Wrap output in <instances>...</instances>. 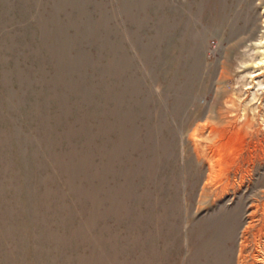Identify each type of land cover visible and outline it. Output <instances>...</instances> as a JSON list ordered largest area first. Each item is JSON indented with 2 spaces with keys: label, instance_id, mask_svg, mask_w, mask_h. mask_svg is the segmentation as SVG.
I'll return each mask as SVG.
<instances>
[{
  "label": "rangeland",
  "instance_id": "obj_1",
  "mask_svg": "<svg viewBox=\"0 0 264 264\" xmlns=\"http://www.w3.org/2000/svg\"><path fill=\"white\" fill-rule=\"evenodd\" d=\"M238 263L264 264V0H0V264Z\"/></svg>",
  "mask_w": 264,
  "mask_h": 264
},
{
  "label": "bare ground",
  "instance_id": "obj_2",
  "mask_svg": "<svg viewBox=\"0 0 264 264\" xmlns=\"http://www.w3.org/2000/svg\"><path fill=\"white\" fill-rule=\"evenodd\" d=\"M242 252H243V251H242ZM240 253H241V252H240ZM239 258H240V256H239ZM239 258H238V259H239ZM254 258H255V257H254ZM244 259H245V258H244ZM256 259H257V258H256ZM241 260H242V257H241L240 261H241ZM254 260H255V259H254ZM238 261H239V260H238ZM253 262H254V261H253ZM239 263H240V262H239ZM239 263H238V264H239ZM245 263H246V262H245ZM251 264H252V263H251ZM255 264H256V263H255Z\"/></svg>",
  "mask_w": 264,
  "mask_h": 264
}]
</instances>
